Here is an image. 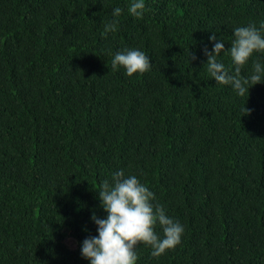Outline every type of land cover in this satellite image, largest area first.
Segmentation results:
<instances>
[{"label":"trees","instance_id":"1","mask_svg":"<svg viewBox=\"0 0 264 264\" xmlns=\"http://www.w3.org/2000/svg\"><path fill=\"white\" fill-rule=\"evenodd\" d=\"M130 2L0 0V264H89L80 246L117 169L184 226L159 257L138 245L137 264H264V83L237 95L204 53L213 33L227 51L234 27H259L264 0H145L143 18ZM125 48L150 71L113 69Z\"/></svg>","mask_w":264,"mask_h":264},{"label":"clouds","instance_id":"2","mask_svg":"<svg viewBox=\"0 0 264 264\" xmlns=\"http://www.w3.org/2000/svg\"><path fill=\"white\" fill-rule=\"evenodd\" d=\"M122 11L120 7L113 8V20L104 25L105 32L115 29L118 23L116 17ZM145 11V0H131L128 5V12L134 18H143ZM209 41L214 43L210 52L204 49L207 56L205 66L217 83L230 85L240 96L245 93L248 96L252 86L264 83V62L259 55H255L264 54V21L259 27L251 23L234 27L231 47L227 51L224 41L217 39L215 33L209 36ZM224 52L230 54L234 74L219 58ZM250 60L251 72L242 75V67ZM118 66L123 67L128 76L141 75L150 71L152 62L142 50L125 48L112 57V68ZM98 198L106 216L92 213L91 220L96 225L97 234L85 238L80 246L81 256L89 264H137L136 249L140 244L150 246L151 255L159 257L181 243L183 224L168 215L163 205L154 202L155 193L137 175H126L124 169H117L111 174L110 181L101 182ZM157 225L162 235L157 233Z\"/></svg>","mask_w":264,"mask_h":264},{"label":"rangeland","instance_id":"3","mask_svg":"<svg viewBox=\"0 0 264 264\" xmlns=\"http://www.w3.org/2000/svg\"><path fill=\"white\" fill-rule=\"evenodd\" d=\"M66 244H67V246H69L70 248H74V247H75V242H74L73 239L70 238V237H67V238H66Z\"/></svg>","mask_w":264,"mask_h":264}]
</instances>
